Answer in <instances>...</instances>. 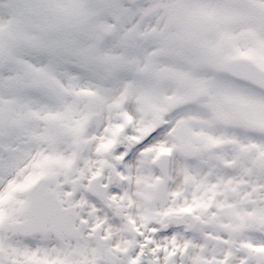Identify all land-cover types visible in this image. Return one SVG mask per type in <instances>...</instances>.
<instances>
[{
	"label": "snow or ice",
	"instance_id": "1",
	"mask_svg": "<svg viewBox=\"0 0 264 264\" xmlns=\"http://www.w3.org/2000/svg\"><path fill=\"white\" fill-rule=\"evenodd\" d=\"M0 264H264V0H0Z\"/></svg>",
	"mask_w": 264,
	"mask_h": 264
}]
</instances>
